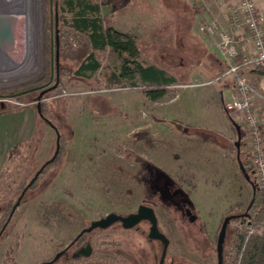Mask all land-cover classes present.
I'll return each instance as SVG.
<instances>
[{
    "label": "rangeland",
    "instance_id": "rangeland-1",
    "mask_svg": "<svg viewBox=\"0 0 264 264\" xmlns=\"http://www.w3.org/2000/svg\"><path fill=\"white\" fill-rule=\"evenodd\" d=\"M95 1L101 5L105 2ZM133 1L131 8L119 9L131 13L128 25L138 37L144 58L185 83L174 102H152L140 89H107L102 81L108 71L105 69L90 80L66 70L60 76L57 36L62 67L73 68L75 62L67 56L82 47L75 35L60 46L61 0H44L37 72L27 79L0 82V102L9 107L24 104L37 109L40 101L47 118L61 133L63 148L44 176L50 179L48 190L38 199V194H30L20 209V264H39L46 256L38 243L42 245L44 231L50 226L48 214L54 207H63L50 205L49 198L69 204L76 198L83 200L85 220L94 218L98 207L102 212L111 207L135 211L148 199L156 205L160 228L172 237L171 252L208 264H217V238L225 217L237 213L238 204L246 205L252 198V187L239 168L233 143H228L221 132L231 130L236 140L231 119L217 110L210 95L214 82L189 78L203 56L198 45L203 34L196 19L203 8L190 7L181 0H139L145 3L140 4L141 11ZM144 8L150 9L146 12ZM105 17L112 21V16ZM98 57L104 68L108 67L106 53L100 52ZM58 74V86L39 100L41 92L56 84ZM236 118L241 125L242 115ZM39 132L38 140L21 145L11 154L1 173L0 199L12 196L20 183L29 181L53 157L56 130L42 119ZM171 188L180 192L179 203L171 201ZM112 202L115 205L109 204ZM181 202L194 209L196 223H189ZM233 227V223L228 227L226 246ZM254 231L252 235L258 234ZM133 238L142 240L135 235Z\"/></svg>",
    "mask_w": 264,
    "mask_h": 264
},
{
    "label": "trees",
    "instance_id": "trees-1",
    "mask_svg": "<svg viewBox=\"0 0 264 264\" xmlns=\"http://www.w3.org/2000/svg\"><path fill=\"white\" fill-rule=\"evenodd\" d=\"M101 6V3L95 0H61V25L58 28L60 46L75 35L82 47L67 56L70 61L75 62L73 68L62 67L59 63L60 76L66 70L77 78L90 80L105 69L108 71L104 72L102 81L106 83L107 89H140L155 103H162L166 98L178 96V87L185 83L166 69L148 62L142 55L137 36L117 30L102 14ZM100 52L106 53L108 66H105L106 68L98 57ZM250 71L264 75V67H255ZM8 109L7 104L0 102V113ZM42 113L47 118L44 106ZM40 118L43 119L41 116ZM18 147L12 150L10 156ZM232 149L233 152H237L235 143ZM62 152L63 148L60 155ZM241 158L246 164L248 155L245 152L244 139L241 144ZM247 171L251 174L249 167ZM163 177L170 181L169 176ZM251 177L256 183L252 174ZM251 200L244 204L243 208H241L244 206L243 203L238 204L240 209L237 212L248 210L249 217L232 221L233 235L228 246L225 245L224 264H264V189L259 187L256 198L249 208ZM248 220L258 232L249 238L245 225Z\"/></svg>",
    "mask_w": 264,
    "mask_h": 264
},
{
    "label": "flooded vegetation",
    "instance_id": "flooded-vegetation-1",
    "mask_svg": "<svg viewBox=\"0 0 264 264\" xmlns=\"http://www.w3.org/2000/svg\"><path fill=\"white\" fill-rule=\"evenodd\" d=\"M59 155L53 163L45 165L47 160L29 181L22 182L23 184L20 183L12 196L0 199V264H20L18 257L20 247L23 245L20 243V231L17 221L20 209L27 203L30 194H38L35 197V199H38L39 196L48 190L50 179L45 180L44 176L47 170L58 160ZM44 165L43 171L39 174L33 185L26 190L20 205L14 211V207L24 193L26 186ZM38 185H40V190L35 191ZM160 186L157 188L160 189ZM171 190H173V192L171 191L173 195L171 201L174 204L175 202L179 203L181 201L178 195L180 192L173 188ZM48 201L50 205L60 204L63 207L60 208L61 212L60 209L54 207L52 213L48 214V220L46 221H48L50 226H47L48 229L46 228L44 231V242L41 240L43 246L38 243L45 250L46 256L40 260L39 264H208L202 261L197 263L192 256H181L180 254L171 252L170 248L173 245L172 237L159 226L160 231L169 240L167 253L162 262L164 243L161 239L150 236L151 223L148 220H142L131 228H125L122 221L118 220L107 227L98 226L91 231H85L95 221L106 217L112 212L128 216L137 212L142 204L153 207L156 212V205L148 199L143 200L135 211H124L111 207L107 212H102V208L98 207L100 210L97 215L90 220H85L84 214L86 211L84 202L81 199L76 198L73 204L53 198H49ZM109 204L115 205L113 202ZM181 207L184 209L185 216L190 224L198 221V215L195 214L194 209L188 202H181ZM66 210H69V212ZM63 211L66 212L64 213ZM242 213L244 211L235 214L239 215ZM70 233L71 237H69ZM134 235L142 238V240L140 239V241L136 242L133 238ZM23 238H26L25 234H23Z\"/></svg>",
    "mask_w": 264,
    "mask_h": 264
},
{
    "label": "crops",
    "instance_id": "crops-1",
    "mask_svg": "<svg viewBox=\"0 0 264 264\" xmlns=\"http://www.w3.org/2000/svg\"><path fill=\"white\" fill-rule=\"evenodd\" d=\"M135 1L137 3L136 7L138 9L140 8V10L143 11L142 5L140 4L147 3V0H145V3H141L139 2V0ZM181 1L185 2L186 5H189L190 7L193 6L194 8H203V11H200L199 15L196 18L197 21L199 20V23H201L205 20H217L218 22H220L222 28L230 33L234 40H239V35L244 33L245 31L244 29L237 30V28L231 25L228 11L230 4H219L212 0ZM255 2L258 6L260 18L264 22V3L262 0H255ZM133 3V0H105V2L101 6L102 14L105 16H112L111 24L117 30L135 34L134 31H132V27L128 25L132 22L130 20L132 17L131 13H128L127 11H121L119 9L130 7ZM234 3L236 2L234 1L231 4ZM164 6L165 5H162V7ZM149 9L150 8H144L146 12ZM157 9H159L161 12L168 11L167 8H152L151 10ZM117 17L118 20H116ZM114 19L116 20V22ZM202 36L203 37L199 39L198 45L203 56L199 60V64H197L195 69H193L189 78L194 77L200 80L206 79L207 82H214L210 90V95L215 102V107L220 113L227 114L233 123V120L237 121L236 117L239 118L240 114L237 112L229 114L225 109V104L232 102L234 99L233 79L231 77L222 78L219 80L215 79L218 75H220L222 72H224V70L227 69V64L222 59L221 52L217 46V39L204 34ZM238 48L241 52L244 51L243 44H238ZM248 74L259 92V95L256 98V104L260 109L264 110V75L253 73L250 70H248ZM181 86H179L178 88H180ZM176 98L177 96L169 97L166 98L163 102L169 104L172 103V101L174 102ZM235 113L236 116H234ZM40 123L41 118L39 116L38 110L31 105L9 107L7 111L0 113V175L8 164L10 153L16 146L20 147L21 145L28 144L33 140H38L40 134ZM221 132L224 134V137L226 141H228V143H234L236 141L235 139H233L234 137L231 134V130L224 129V131ZM233 132L237 139L235 128Z\"/></svg>",
    "mask_w": 264,
    "mask_h": 264
},
{
    "label": "built area",
    "instance_id": "built-area-1",
    "mask_svg": "<svg viewBox=\"0 0 264 264\" xmlns=\"http://www.w3.org/2000/svg\"><path fill=\"white\" fill-rule=\"evenodd\" d=\"M212 1L230 4L228 11L231 25L237 30H245L239 35V40H234L217 20H205L198 27L200 33L217 39V46L227 69L216 79L231 77L234 82V99L225 104V109L231 114L240 113L243 117L241 129L248 155L246 166L250 168L257 185L264 189V110L256 104L259 92L248 74V70L252 68L264 67V22L255 0ZM234 1L236 3L231 4ZM238 44L244 45L243 52L239 50ZM246 225L250 236L255 232L254 228L250 220Z\"/></svg>",
    "mask_w": 264,
    "mask_h": 264
},
{
    "label": "bare ground",
    "instance_id": "bare-ground-1",
    "mask_svg": "<svg viewBox=\"0 0 264 264\" xmlns=\"http://www.w3.org/2000/svg\"><path fill=\"white\" fill-rule=\"evenodd\" d=\"M43 3L0 0L1 83L27 79L37 72L42 52Z\"/></svg>",
    "mask_w": 264,
    "mask_h": 264
},
{
    "label": "water",
    "instance_id": "water-1",
    "mask_svg": "<svg viewBox=\"0 0 264 264\" xmlns=\"http://www.w3.org/2000/svg\"><path fill=\"white\" fill-rule=\"evenodd\" d=\"M57 63L59 66V37L57 36ZM58 82H59V74L56 80V84L54 86H52L51 88H49L48 90H45L43 92H41L40 96H39V100L42 99L43 95L48 92L51 91L53 89H55L58 86ZM37 110L38 113L40 114V116L48 123L50 124L57 132V142H56V150L55 153L53 155V157L51 159H49L45 165H48L50 163H53L56 158L58 157V155L60 154L61 151V133L59 132L58 128L48 119L46 118L43 113H42V107L40 104V101L37 105ZM233 125L236 129V133H237V139L234 142L235 146L237 148V161L239 164V168L241 170V172L243 173L245 179L250 183L252 190H253V196H252V200L251 203L249 205V208L251 207L252 203L254 202L255 198H256V193L257 190L259 189V187L257 186V184L254 182V180L251 177V174L247 171V166L246 164L243 162L242 158H241V144H242V129L240 124H238L236 121L233 120ZM45 165L41 168V170H39V172L36 174V176L29 182V184L26 186L24 193L22 194L21 198L18 200V202L16 203L15 207H14V211L17 209V207L20 205L21 203V199L24 196L26 190L31 187L33 185V183L37 180L39 174L43 171ZM249 217V213L248 210L242 214L236 215V214H231L225 217L221 230L219 232L218 235V240H217V253H218V264H223L224 262V250H225V243L227 240V235H228V227L230 222L233 219H238L241 218L242 220H244L245 218ZM122 221L123 226L125 228H131L134 227L136 224H138L140 221L142 220H148L151 223V232H150V236L152 238H158L161 239L164 243V256L162 259V262L164 261V258L166 256L167 253V249L169 246V240L168 238L160 231L159 229V225H158V217L157 214L154 210L153 207L147 206V205H140L139 209L137 212L132 213L128 216H122L116 212H112L110 214H108L106 217L95 221L88 229H86L85 231H91L93 230L95 227L101 226V227H107L109 225H111L112 223L116 222V221Z\"/></svg>",
    "mask_w": 264,
    "mask_h": 264
}]
</instances>
